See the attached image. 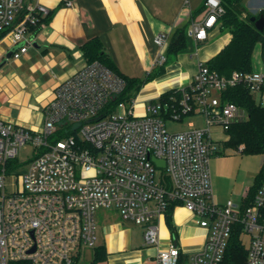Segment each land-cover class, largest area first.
Here are the masks:
<instances>
[{"label": "built area", "instance_id": "obj_1", "mask_svg": "<svg viewBox=\"0 0 264 264\" xmlns=\"http://www.w3.org/2000/svg\"><path fill=\"white\" fill-rule=\"evenodd\" d=\"M49 13L40 0H0V37L19 46L12 57L28 50ZM222 13L221 0H205L203 16L191 21L187 34L206 41ZM155 43L156 64L163 65L167 35L158 33ZM125 85L102 62L85 61L55 87L41 128L0 119V264H71L96 246V212L106 207H116L142 226L145 243L156 245V220L172 204L192 212L206 236L190 252L172 242L158 251V264H176L183 253L189 264H223L237 222L251 236L246 264H264V181L246 206L233 199L220 203L210 171L217 150L213 129L228 133L234 123L249 118L245 107L226 97V90L244 86L264 105V50L249 71L224 75L201 64L191 83L178 88L180 99L161 102L159 95L144 103L141 114L134 110L135 99L110 109ZM197 114L204 116L203 127L166 128L167 120ZM60 130L73 132L53 138ZM27 142L36 147V155L16 174L13 161Z\"/></svg>", "mask_w": 264, "mask_h": 264}, {"label": "crops", "instance_id": "obj_2", "mask_svg": "<svg viewBox=\"0 0 264 264\" xmlns=\"http://www.w3.org/2000/svg\"><path fill=\"white\" fill-rule=\"evenodd\" d=\"M40 1L52 11L50 20L26 52L18 58L11 56L0 68V119L32 129L43 126L44 107L53 98L55 87L86 61L82 45L89 39H101L116 68L129 78L143 81L136 96L146 103L166 90L190 84L200 65L207 64L231 38L230 32L220 35L223 30L215 25L206 41L197 42L187 34V28L203 16V9L181 7L180 0H171L175 8L168 6L170 0H166L165 8H157L154 0H143V5L141 0H85L83 4L78 0L71 6L62 0L57 8L59 0ZM184 26L185 46L169 54L164 70L147 80L149 73L160 70L155 36L167 35L168 53L174 32ZM257 45L255 61L262 49L260 43ZM11 48L8 39L0 37V62ZM171 217L175 233L164 214L156 220L158 244L148 245L142 226L129 219L110 220L105 215L101 227L97 224L96 244L106 249L103 264H158V251L172 242L184 251L188 249L186 252L200 248L206 229L197 217L182 205L174 207Z\"/></svg>", "mask_w": 264, "mask_h": 264}, {"label": "trees", "instance_id": "obj_3", "mask_svg": "<svg viewBox=\"0 0 264 264\" xmlns=\"http://www.w3.org/2000/svg\"><path fill=\"white\" fill-rule=\"evenodd\" d=\"M223 13L218 17V25L222 30L230 32L231 38L222 50L212 57L207 65L218 70L224 75H230L234 70L249 71L252 69L253 53L256 45L261 44L264 50V30H259L255 26V22L251 21L252 13L248 10L245 0H221ZM204 8V3L200 7ZM264 14V9L259 10L257 17ZM52 15V11L44 21L47 23ZM40 27L36 28L39 31ZM186 44V26L177 28L168 47V55L175 54ZM83 53L86 61L98 60L111 68L114 72L121 75L126 85L124 90L110 103V109L114 110L116 105L121 102L132 103L141 88L143 81L139 79L129 78L122 74L114 64L112 58L105 52L101 39L95 37L85 41L82 45ZM160 65L157 73H149L147 80H150L164 70V66ZM181 97V91L178 88H172L163 92L159 99L161 102H169L172 98L177 100ZM226 97L235 101L239 105L246 108L249 118L245 121L234 123L228 130L229 138L227 143L231 146L241 147L242 151L248 153H259L264 155V105L258 103L250 91L244 86H236L226 90ZM73 130L58 131L53 138L63 137ZM14 162V161H13ZM264 181V161L261 167L260 175L254 185L248 189L247 196L242 199V205L246 206L250 203L258 188ZM175 205L172 204L166 211L167 222L175 233L172 222V211ZM243 227L237 222L232 229L228 246L225 252L223 264H246L247 247L242 240ZM106 249L102 245H96L93 249L92 259L87 264H98L106 259ZM11 264H31L29 261H14ZM71 264H81L79 256ZM176 264H189L188 255L181 254Z\"/></svg>", "mask_w": 264, "mask_h": 264}, {"label": "rangeland", "instance_id": "obj_4", "mask_svg": "<svg viewBox=\"0 0 264 264\" xmlns=\"http://www.w3.org/2000/svg\"><path fill=\"white\" fill-rule=\"evenodd\" d=\"M72 0L71 5H76ZM83 4L85 0H79ZM205 0H180L179 5L185 8H200ZM62 0H59L55 8H57ZM166 0H154V4L157 8H165ZM175 2V0H173ZM171 0L168 2L170 8H175L176 4ZM248 10L252 14L259 12L258 7H264V0H245ZM144 1L141 0L143 5ZM70 5V6H71ZM48 6V5H47ZM66 6H69L66 4ZM49 7V6H48ZM228 31H220V35L226 34ZM218 36V35H217ZM158 48V46L156 47ZM159 49V48H158ZM258 45L255 47V53L258 55ZM167 64V63H165ZM139 95V93L137 94ZM134 110L137 114H141L144 111V102L139 100V97H135ZM205 125L204 116L201 114L188 115L181 121L167 120L166 128L170 132H179L187 130L192 127H203ZM214 138L217 141V150L211 156L210 159V171L213 184V191L217 196L220 203L226 202L227 199H233L235 202H242L244 192L254 185L260 175L261 167L264 161V155L259 153H248L242 151L241 147L231 146L227 143L229 135L221 128H214ZM36 147L27 142L20 149L17 158L14 160V164H17V168L14 171L16 174L23 172L28 166L30 160L36 155ZM157 178L161 174V169L157 170ZM16 178H11L10 181H14ZM110 217V220H127L125 219L116 207L100 208L96 212V220L98 228L101 227V222L104 216ZM242 240L245 246L248 248L251 240L249 233L242 232ZM188 249H186L187 251ZM93 255L92 249L83 250L79 257L81 264H87ZM103 264V261L98 262Z\"/></svg>", "mask_w": 264, "mask_h": 264}, {"label": "water", "instance_id": "obj_5", "mask_svg": "<svg viewBox=\"0 0 264 264\" xmlns=\"http://www.w3.org/2000/svg\"><path fill=\"white\" fill-rule=\"evenodd\" d=\"M251 21H254L255 22V26L259 29V30H264V14H260L259 17L256 16V14H253L252 17H251ZM35 43V42H34ZM18 45L17 46H14L12 47L8 52L7 54L5 55V58L0 62V68L7 62L8 59L11 58L13 52L15 50L18 49ZM160 163H163V161H161Z\"/></svg>", "mask_w": 264, "mask_h": 264}]
</instances>
